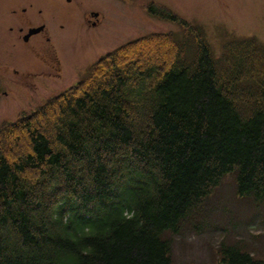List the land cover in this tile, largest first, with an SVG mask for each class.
<instances>
[{
    "label": "trees",
    "instance_id": "1",
    "mask_svg": "<svg viewBox=\"0 0 264 264\" xmlns=\"http://www.w3.org/2000/svg\"><path fill=\"white\" fill-rule=\"evenodd\" d=\"M148 12L183 38L129 41L0 125V264H172L161 235L224 175L264 203V48L232 40L214 61L199 28ZM223 262L264 264L235 249Z\"/></svg>",
    "mask_w": 264,
    "mask_h": 264
},
{
    "label": "rangeland",
    "instance_id": "2",
    "mask_svg": "<svg viewBox=\"0 0 264 264\" xmlns=\"http://www.w3.org/2000/svg\"><path fill=\"white\" fill-rule=\"evenodd\" d=\"M9 1L0 0V11ZM116 1L86 0L82 5L102 15V25L95 33L77 34L78 17L72 10L49 7L48 12L56 20L49 19L47 24L60 59L59 71L62 75L66 72V77L54 82L37 79L31 88L8 89L0 84V124L14 122L23 113L30 114L47 98L80 80L99 56L125 42L148 33H172L182 38L183 30L177 24L148 13L143 7L147 2L160 3L200 27L214 60L220 57L224 43L234 37H252L264 47V0H127V5ZM3 49L0 43V57ZM3 91L8 92V97ZM51 128L52 124L47 123L45 133L49 134ZM200 213L195 221L197 227L185 226L177 235H161L169 243L172 264H225L226 249L238 250L264 263V203L251 196H239L234 173L226 174L205 197Z\"/></svg>",
    "mask_w": 264,
    "mask_h": 264
},
{
    "label": "flooded vegetation",
    "instance_id": "3",
    "mask_svg": "<svg viewBox=\"0 0 264 264\" xmlns=\"http://www.w3.org/2000/svg\"><path fill=\"white\" fill-rule=\"evenodd\" d=\"M85 2L10 0L0 11V43L4 48L0 57V84L8 89L11 86L31 88L37 79L50 82L65 79L66 73L62 75L59 71L60 59L47 24L49 19H56L48 9L67 7L66 10H72L78 17V33L82 30L94 33L101 26L100 15L93 9H85L82 6ZM2 93L8 96L7 91Z\"/></svg>",
    "mask_w": 264,
    "mask_h": 264
}]
</instances>
